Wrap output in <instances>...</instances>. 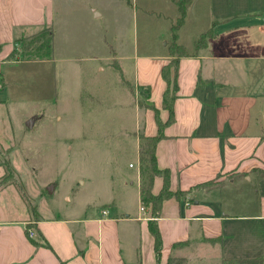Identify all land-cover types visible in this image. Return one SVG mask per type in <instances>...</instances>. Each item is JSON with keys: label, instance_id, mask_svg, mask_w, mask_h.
Returning <instances> with one entry per match:
<instances>
[{"label": "crops", "instance_id": "crops-1", "mask_svg": "<svg viewBox=\"0 0 264 264\" xmlns=\"http://www.w3.org/2000/svg\"><path fill=\"white\" fill-rule=\"evenodd\" d=\"M179 15L176 0H0V106L10 119L13 72L21 70L11 59L15 45L52 27L53 50L64 60L83 53L98 60L96 69L119 70L137 113V149L142 135L162 133L157 165L170 171V189L183 193L165 199L154 218L142 203L138 151L136 175L122 188L100 178L80 213L50 207L25 217L1 208L0 264H167L170 256L183 264H235L264 256V0H193L175 36ZM149 23L161 28L157 49L139 42ZM176 43L190 54L179 58L170 112L162 72ZM120 56L132 62L131 81ZM163 186L155 176L152 192Z\"/></svg>", "mask_w": 264, "mask_h": 264}, {"label": "rangeland", "instance_id": "rangeland-1", "mask_svg": "<svg viewBox=\"0 0 264 264\" xmlns=\"http://www.w3.org/2000/svg\"><path fill=\"white\" fill-rule=\"evenodd\" d=\"M160 29L159 24H147V38L141 36L140 44L157 49L155 34ZM40 32L46 35V30ZM32 40L19 41L15 48L22 50ZM78 54L64 60L65 55L53 50L50 55H31L30 60L13 59L21 70L13 72L17 105L11 119L0 106V209L23 212L25 217L50 207L77 214L100 178L114 179L115 187L122 188L136 175L138 151L141 154L137 113L122 76L116 67L96 69L98 60ZM124 58L120 56L119 64L127 67L123 77L131 81L132 62Z\"/></svg>", "mask_w": 264, "mask_h": 264}, {"label": "trees", "instance_id": "trees-1", "mask_svg": "<svg viewBox=\"0 0 264 264\" xmlns=\"http://www.w3.org/2000/svg\"><path fill=\"white\" fill-rule=\"evenodd\" d=\"M177 5L179 7L180 15L177 21L173 25V32L176 36L177 30L182 26L187 8L191 4L193 0H176ZM46 30V35H42L40 33L33 36V40L30 44H24L22 50H18L17 48L11 54V59L20 60L22 59H32L31 55H50L53 51V36L54 31L52 27H48L44 29ZM209 35H212V31H209L206 35L202 36L201 39L197 41V46L201 45L205 38ZM27 38H21L19 41H24ZM34 44V45H33ZM1 47V45H0ZM188 49L180 44H175L173 57L169 64L165 65L163 68V77L168 83V88L165 91L164 95V105L166 108L173 111V102L176 98L177 89H178V61L181 56L189 55ZM163 137L162 133L157 134L156 136H141V173L144 177V181L141 185V195H142V203L146 207H151L152 214L154 218L160 216L161 208L163 201L172 196H180L183 193L181 191H172L170 189V171L168 169H160L157 165L156 158V145L160 138ZM161 175L164 178V186L159 194H154L152 192V186L155 176ZM209 183H204L199 186L208 187ZM151 231L155 237V250L157 256H160L162 251V236L158 228V224L156 220L150 221ZM28 235L30 236L29 232ZM31 237V236H30ZM186 244L185 242H178L175 246H183ZM184 259L174 258L172 256L169 257L167 264H183ZM239 264H262L264 263V256L253 258V259H241L238 260Z\"/></svg>", "mask_w": 264, "mask_h": 264}, {"label": "built area", "instance_id": "built-area-1", "mask_svg": "<svg viewBox=\"0 0 264 264\" xmlns=\"http://www.w3.org/2000/svg\"><path fill=\"white\" fill-rule=\"evenodd\" d=\"M142 209H145L144 206L142 207ZM103 214H104V215L109 214V210H108V209H104V210H103ZM30 236L33 237V231L30 233Z\"/></svg>", "mask_w": 264, "mask_h": 264}, {"label": "water", "instance_id": "water-1", "mask_svg": "<svg viewBox=\"0 0 264 264\" xmlns=\"http://www.w3.org/2000/svg\"><path fill=\"white\" fill-rule=\"evenodd\" d=\"M34 120L35 119H31L30 121H28L27 125L31 127L33 125V123H34ZM49 191L51 192L52 188H50Z\"/></svg>", "mask_w": 264, "mask_h": 264}]
</instances>
